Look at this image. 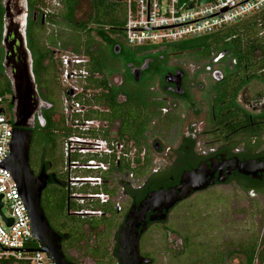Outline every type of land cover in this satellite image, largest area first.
I'll return each mask as SVG.
<instances>
[{"label": "flooded vegetation", "instance_id": "1", "mask_svg": "<svg viewBox=\"0 0 264 264\" xmlns=\"http://www.w3.org/2000/svg\"><path fill=\"white\" fill-rule=\"evenodd\" d=\"M85 1L72 22L58 16V30L47 39L40 34V51L49 52L42 65L53 71L40 68L45 106L31 129L30 168L45 181L41 207L71 264H120V233L150 195L188 192L163 209L165 220L152 221L159 215L152 208L139 228L146 224L140 256L155 264L150 246L141 248L143 238L165 227L167 252L177 257L166 223L181 203L213 194V206L227 188L264 203V48L250 46L251 31L199 46L133 47L124 28L100 32ZM9 3L16 20L26 13V36L30 17L49 29L53 14H44L45 0L34 9L29 0ZM65 9L62 0L57 13ZM59 30L68 31L69 49ZM66 55L71 77L63 76ZM243 164L245 173L237 168ZM230 222L224 264H264V207L235 209ZM191 240H179L181 252H195Z\"/></svg>", "mask_w": 264, "mask_h": 264}, {"label": "built area", "instance_id": "2", "mask_svg": "<svg viewBox=\"0 0 264 264\" xmlns=\"http://www.w3.org/2000/svg\"><path fill=\"white\" fill-rule=\"evenodd\" d=\"M45 15L54 14L62 0H45ZM200 0H123L126 7L124 25L128 45L143 47L161 43H178L207 37L228 26L246 21L264 11V0H213L199 5ZM193 6L191 9L190 6ZM63 76H72L69 56H63ZM81 60L74 65L80 66ZM6 100L0 98V163L9 157L13 125L12 112L5 110ZM80 142L81 139H76ZM91 180V179H90ZM0 196L3 208L0 215V246L3 249H41L27 241L34 238L31 221L21 200L16 183L7 170L0 168ZM7 208L9 214L4 213ZM8 221H12L9 224ZM37 243V242H35ZM0 247V264H54L42 252L4 251Z\"/></svg>", "mask_w": 264, "mask_h": 264}, {"label": "water", "instance_id": "3", "mask_svg": "<svg viewBox=\"0 0 264 264\" xmlns=\"http://www.w3.org/2000/svg\"><path fill=\"white\" fill-rule=\"evenodd\" d=\"M212 1L200 0L199 5ZM115 2H123V0H115ZM3 6L5 9L2 37V47L5 51L3 67L12 86L11 106L15 130H12L9 143V157L0 163V168L7 170L14 179L18 194L30 218L34 238L27 242L30 244L37 242L41 249H3L0 247L4 251L42 252L47 254L54 264H71L62 253L60 236L50 227L41 207V192L45 181L40 175L34 176L30 168L31 129L34 128L36 115L40 122V106L45 105L40 99L33 73V59L27 46V15L22 12L16 16L18 18L16 20L12 15L9 0H5ZM24 6V12H26V4ZM190 8L192 9L193 6L191 5ZM237 168L241 173H245L246 166L244 164ZM187 196L188 192L177 193L175 191L150 195L142 205L140 214L135 216L136 221L133 222L131 218L120 233L118 240L119 263L150 264L151 261L141 257L139 252L140 235L145 231L146 224L141 231L139 228L145 220L146 213L152 208H156L159 215L152 221H163L166 219V215L162 214L163 209L168 211ZM2 208V196H0V215ZM8 222L12 224V221Z\"/></svg>", "mask_w": 264, "mask_h": 264}, {"label": "rangeland", "instance_id": "4", "mask_svg": "<svg viewBox=\"0 0 264 264\" xmlns=\"http://www.w3.org/2000/svg\"><path fill=\"white\" fill-rule=\"evenodd\" d=\"M115 0H108V4H112ZM86 3L85 0H83ZM52 13L56 14L58 10L50 7ZM257 15V14H256ZM256 15L250 16L249 19L255 18ZM245 22V21H244ZM243 23V22H242ZM58 30L56 27H49L48 33ZM61 32L60 42L62 47L69 49V33L66 30H59ZM261 34V33H259ZM262 38V37H261ZM264 41V37L262 38ZM126 41V40H125ZM160 45V44H159ZM9 102H11V97ZM7 113L12 111L8 104L5 105ZM219 197L217 202L213 204V194L202 197H196L189 201L178 205L170 214L169 220L166 223L167 227L173 230L171 234L172 239H176L171 249L177 251V257H172L167 250L170 249L169 237L165 231V227L154 229L151 233L143 238L141 248L148 247L149 251L153 250L155 264H189L194 262L198 256V252L189 253L188 247L181 252L179 240L181 238L192 239V244L205 247L208 252L218 246L221 250H229V240H231L234 227L231 226L230 217L232 211L242 208H263L264 203L260 199L245 196L239 190L226 189ZM210 207V208H208ZM5 214H9L7 208L4 209ZM242 221V220H241ZM241 224V223H238ZM156 227V226H155ZM239 227V226H238ZM214 228V229H213ZM206 229H213L205 232ZM188 230V231H187ZM241 234L238 232V235ZM187 236V237H186ZM191 237V238H188ZM143 252V251H142ZM197 252V253H196ZM230 264V263H227Z\"/></svg>", "mask_w": 264, "mask_h": 264}, {"label": "trees", "instance_id": "5", "mask_svg": "<svg viewBox=\"0 0 264 264\" xmlns=\"http://www.w3.org/2000/svg\"><path fill=\"white\" fill-rule=\"evenodd\" d=\"M3 1L0 0V98H4L6 100V104H8L9 109L12 111L11 102H9L10 97H12V86L9 78L5 74L3 67L4 60V50L2 47V37H3V24H4V15L5 9L3 6ZM42 0H29V6L31 9L36 7H40V2ZM108 0H91L92 5L94 6V10L96 11L97 21L96 24L100 26L101 31H115L121 30L125 25V17H126V7L124 2H115L112 4L107 3ZM79 3V0H65L66 9L65 12L56 13L50 16L51 24L50 26L54 27L58 16L63 17L65 20L73 21V14L75 6ZM108 27L109 29H105ZM49 30V29H48ZM48 30L45 27L40 26V18L37 23L32 20V17L29 19V23L27 26V43L28 48L31 52L33 59V73L35 76V82L37 85L38 92L40 93V72L41 70L51 73L52 65L49 67H44L42 62L47 58L49 52L40 51V34L41 36H45L48 34ZM93 31V30H90ZM247 31H251L254 33L253 41L254 43L250 46L252 47H260L264 48L263 34H264V11L257 14L255 18L249 19L243 23L228 26L225 29L219 31L218 33L201 37L197 39L186 40L177 43L180 46H199L200 44L208 43L210 40H223L228 39L230 36L239 33H246ZM55 31L51 32L54 33ZM261 33V34H259ZM262 37V38H261ZM47 39L48 37L45 36ZM56 45L54 42L53 46ZM247 46V44H246ZM45 49V44L43 45ZM40 68H42L40 70ZM55 70V69H54ZM56 72V71H55ZM40 129L39 124L36 126V130L34 131V135H36L37 131ZM38 243H34V247H38ZM196 250L198 252L197 258L194 262L189 264H224L223 257H225V253L219 247H214L212 251H209L202 246L195 245ZM196 252V253H197ZM217 259H219L217 261Z\"/></svg>", "mask_w": 264, "mask_h": 264}]
</instances>
